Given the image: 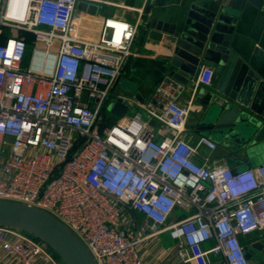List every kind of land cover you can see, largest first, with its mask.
I'll list each match as a JSON object with an SVG mask.
<instances>
[{"label":"built area","instance_id":"1","mask_svg":"<svg viewBox=\"0 0 264 264\" xmlns=\"http://www.w3.org/2000/svg\"><path fill=\"white\" fill-rule=\"evenodd\" d=\"M110 6L0 0V201L53 216L95 264H143L140 245L166 232L181 264H249L241 238L264 234V165L197 163L200 148L217 144L186 138L191 105L179 103L182 86L162 81L146 103L114 95L140 13L130 23L104 15ZM213 77L201 65L193 91ZM112 97L145 118L137 111L104 125ZM176 209L186 215L172 220ZM130 212L143 218L137 233ZM0 251L19 264H64L44 241L13 227L0 226Z\"/></svg>","mask_w":264,"mask_h":264},{"label":"water","instance_id":"2","mask_svg":"<svg viewBox=\"0 0 264 264\" xmlns=\"http://www.w3.org/2000/svg\"><path fill=\"white\" fill-rule=\"evenodd\" d=\"M236 23V16L223 7L210 10L191 4L183 23L167 29L174 42L162 62L165 83L186 86L199 66H214L218 77L213 86L200 87L195 93L202 109L199 131L215 136L221 146L234 143L235 150L246 155L264 156V52L255 47L246 59L234 56L231 40ZM133 99L146 103L138 93ZM107 108L119 119L129 110L121 98L109 102ZM0 226L20 229L44 241L64 264H95L83 243L44 211L0 201ZM244 251L249 264H264V237Z\"/></svg>","mask_w":264,"mask_h":264},{"label":"crops","instance_id":"3","mask_svg":"<svg viewBox=\"0 0 264 264\" xmlns=\"http://www.w3.org/2000/svg\"><path fill=\"white\" fill-rule=\"evenodd\" d=\"M110 2L113 6L106 7L103 11L104 15H113L134 23L140 13V24L133 41L132 55L124 66L114 88L116 96L133 99V95L130 96L123 92L124 90L121 89L123 86L126 89H132V94L138 93L145 102L153 100L156 86L166 79L162 62L173 49L174 38L167 29L171 26L177 29L183 23L189 6L193 3H199L210 10L223 7L236 16L237 23L231 40L234 56L246 59L255 47L264 52V0H148L144 7L142 0H110ZM90 12L95 13L93 7L90 8ZM153 20L154 22H152ZM206 66L214 70L211 83L213 86L218 77L216 68L212 65ZM192 83L190 81L186 86H182L183 89L178 99L180 104H187L190 101L191 105L186 122V138L189 139L190 144L194 145L198 136L205 135L217 144L216 149L212 152L200 148L194 160L202 164L204 158H209L216 164H226L234 169L264 165V156L246 155L241 150H235L234 143H226L221 146L215 136L199 131L202 109L200 104L195 101V93L200 87L193 91ZM119 120L121 119L116 118L115 121L109 119L106 125H111ZM126 217L135 222V227L132 225L130 227H133L132 231L137 233L136 226L142 222V216L130 212ZM161 235L150 238L140 245L139 254L143 264H181L173 253L174 243L171 242V237H165L162 240ZM257 235V233H252L242 237L241 241L246 247H251L258 238ZM206 246H210V243ZM0 264H19V260L0 251Z\"/></svg>","mask_w":264,"mask_h":264},{"label":"rangeland","instance_id":"4","mask_svg":"<svg viewBox=\"0 0 264 264\" xmlns=\"http://www.w3.org/2000/svg\"><path fill=\"white\" fill-rule=\"evenodd\" d=\"M88 32H90V31H92V29H93V19H92V21L90 22H88ZM28 55H26V57H25V61H24V64H23V66H24V68H26L27 67V63H28ZM121 89L122 90H124L123 92L125 93V94H128V95H130V96H132L133 94H132V89L130 90V89H126V88H124L123 86H121ZM115 95V94H114ZM113 100V97L112 98H110V100H109V102H111ZM109 102H108V104H109ZM108 110H109V108H107V107H105V116H107L111 121H115L116 120V118L115 117H113V116H111L110 114H109V112H108ZM137 111H139V112H141L142 113V115H143V117L145 118V116H144V113H143V111H141L137 106H135V105H129V111H128V113H127V117H129V116H131L132 114H134L135 112H137ZM113 123H115V122H113ZM186 214L185 213H183V211L182 210H180V209H176L175 210V212H174V214H173V216L170 218V219H177V218H182V217H184ZM26 233V232H25ZM165 234V235H164ZM164 234H162L161 235V239L163 240L165 237H170V235H169V232H166V233H164ZM172 243H174V241L172 240L171 241ZM51 252H53L52 250H51Z\"/></svg>","mask_w":264,"mask_h":264},{"label":"trees","instance_id":"5","mask_svg":"<svg viewBox=\"0 0 264 264\" xmlns=\"http://www.w3.org/2000/svg\"><path fill=\"white\" fill-rule=\"evenodd\" d=\"M24 36H25V39H26V45H27V49H30L31 47V39H32V36L31 34L29 33H24ZM107 122H109V118L107 116L104 115V118H103V124L106 125ZM242 242V241H241ZM53 255L57 258V259H60L57 254H55L54 252H52ZM61 260V259H60Z\"/></svg>","mask_w":264,"mask_h":264}]
</instances>
